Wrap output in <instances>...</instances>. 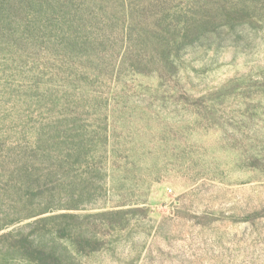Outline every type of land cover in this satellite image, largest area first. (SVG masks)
Returning a JSON list of instances; mask_svg holds the SVG:
<instances>
[{
    "label": "rangeland",
    "instance_id": "obj_1",
    "mask_svg": "<svg viewBox=\"0 0 264 264\" xmlns=\"http://www.w3.org/2000/svg\"><path fill=\"white\" fill-rule=\"evenodd\" d=\"M21 1L0 0V235L80 264H264V0L85 2L87 22ZM12 242L0 264H38Z\"/></svg>",
    "mask_w": 264,
    "mask_h": 264
},
{
    "label": "trees",
    "instance_id": "obj_2",
    "mask_svg": "<svg viewBox=\"0 0 264 264\" xmlns=\"http://www.w3.org/2000/svg\"><path fill=\"white\" fill-rule=\"evenodd\" d=\"M19 2H22L21 0H18ZM105 0H67L68 3H63L66 5L65 9H67L66 11H73L74 15H73V21H77V22H81V20H83L84 22L88 21V15L90 16V18L95 19V18H99L101 19L100 14L95 13L94 9H91L90 12L88 13L87 16H85L84 14L86 13V7H85V2H88L89 4L91 2L96 3V4H100V8L103 9V5ZM107 1H111V3L113 2H117L118 0H107ZM129 2V4L131 5L132 0H127ZM195 2V0H193ZM124 2V0H123ZM78 3V5H80V8H75L76 10H73V6H75ZM73 5V6H72ZM61 6H59L60 8ZM56 9V8H55ZM125 11V10H124ZM136 11L137 8L136 7H130L129 11L127 12V14H129V18L132 20H135V18L137 17L136 15ZM126 12V11H125ZM101 15L106 16L108 14V12L102 13V11H100ZM124 16H126L124 14ZM188 21L189 23H193L196 24L197 22H199V18L194 16V15H190ZM161 21V20H160ZM126 22V27H128V29H130V31H132V27H133V22H131L129 20V24H127V21L125 19ZM78 26L76 27V30L78 29ZM185 28H188V25L185 26ZM28 176V174H27ZM33 184H36L35 180L31 181ZM40 186V185H39ZM112 213V212H110ZM60 217L59 215L54 216V219ZM1 239H7L9 240L10 238L12 240H14L15 244L12 242L11 244L13 246H16L19 248V251H21L22 255H24L25 257H27L30 260H34L36 261L38 264H80V263H71V262H66L63 260L62 257L58 256L57 254H55L52 251L47 250L46 248L42 247L41 245H35L33 240L29 239V237L27 236H16L14 235V232L9 231L6 233H2L0 235ZM83 241L88 244L94 240H92L91 238H83ZM79 244L81 246H83V242L80 241Z\"/></svg>",
    "mask_w": 264,
    "mask_h": 264
}]
</instances>
